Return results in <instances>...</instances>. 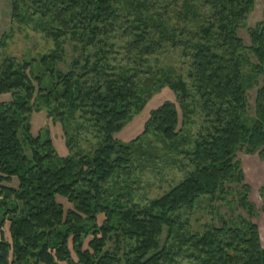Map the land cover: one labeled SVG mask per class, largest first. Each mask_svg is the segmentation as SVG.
I'll use <instances>...</instances> for the list:
<instances>
[{"label": "trees", "instance_id": "1", "mask_svg": "<svg viewBox=\"0 0 264 264\" xmlns=\"http://www.w3.org/2000/svg\"><path fill=\"white\" fill-rule=\"evenodd\" d=\"M9 1L12 26L32 28L54 50L0 64V97L10 96L0 101V264H264L256 225L223 222L200 234L189 232L188 220L201 200L243 184L237 153L264 152V22L247 24L257 0ZM246 29L250 46L239 36ZM67 39L82 53L63 73L57 68ZM161 55L188 68L162 81L182 119L165 103L151 112L141 138L152 135L187 172L140 207L114 201L106 186L132 165L140 138L122 144L116 136L146 107L151 94L139 83ZM41 108L62 124L70 151L68 123L80 114L98 141L94 151L60 159L48 135L31 134V116ZM195 115L201 124L190 141L184 130ZM242 188L247 208L250 188ZM110 242L114 251L105 252Z\"/></svg>", "mask_w": 264, "mask_h": 264}, {"label": "rangeland", "instance_id": "2", "mask_svg": "<svg viewBox=\"0 0 264 264\" xmlns=\"http://www.w3.org/2000/svg\"><path fill=\"white\" fill-rule=\"evenodd\" d=\"M167 4L168 2L165 1L164 6ZM11 19L10 1L0 0V64L9 57L19 61L40 59L54 50V44L46 40L42 34L33 32L32 28L19 29L12 26ZM261 22H264V0H257L256 8L247 22L248 28H254ZM10 31L13 32L11 35H9ZM4 35L9 36L3 39ZM239 36L246 46H250L247 29L241 30ZM81 47L82 45L69 39L64 42L65 58L63 63L58 65V71L67 73L71 70L73 62L81 56ZM182 62L179 57L158 56L152 60L154 69L151 74L141 78L140 89L147 94L150 91L151 96L147 99L148 102L143 111L135 116L116 136L122 144H130L138 138L140 140L137 143V152L131 158L132 165L129 167V171L116 175L106 186L109 196L114 201L120 199L122 203L130 201L129 203L132 205L145 207L169 193L186 178L187 170L182 169L181 164L176 165L179 159L176 158L175 154L172 155L171 152L164 151L152 135L141 138L151 112L163 104H174L181 118V111L174 93L164 86L162 81L170 73L176 76H186L188 68ZM255 97L256 91L248 94L251 116L254 115ZM9 100L10 96L0 97V101L7 102ZM49 114L50 111L46 108H41L40 111L32 114L30 125L33 137L48 135L60 159H65L69 155H88L94 151L98 141L92 134H88L89 125L81 118L80 114L75 116L72 123H68L70 125L68 127L69 137L73 140L72 151L67 147V137L62 124L53 115ZM191 121L192 124L184 130V136L190 141L197 134L201 119L195 115L191 117ZM21 139L23 140L22 135ZM23 143L25 144L24 141ZM24 147L29 154V148L26 144ZM251 158L253 157L243 154V151L237 153L235 163L242 173L243 184H227L213 200L203 199L198 202L193 212L188 215L189 232L202 234L206 226L220 227L223 222L228 227L233 228H243L247 223H251L258 227L261 244L264 247V162H259L258 156L255 159ZM256 162L259 165L255 164ZM243 185L250 188L247 208L242 201L241 194L245 193L242 188ZM10 186L16 188L18 186L17 180H14ZM63 202L65 203V201ZM102 222L103 218L101 217L99 218V224H102ZM8 229L9 224H6L3 233L5 240L10 241ZM166 236L165 233L162 239L163 242ZM107 250L114 251L113 242L108 243L105 252ZM177 264L193 263L179 259Z\"/></svg>", "mask_w": 264, "mask_h": 264}, {"label": "crops", "instance_id": "3", "mask_svg": "<svg viewBox=\"0 0 264 264\" xmlns=\"http://www.w3.org/2000/svg\"><path fill=\"white\" fill-rule=\"evenodd\" d=\"M256 156H258V158H259V162H264V152L263 153H259V154H257V155H255V156H250V157H253V158H251V159H255L256 158ZM249 157V156H248ZM255 164H257V165H259L257 162L255 163ZM260 238H261V236H260ZM264 248V247H263Z\"/></svg>", "mask_w": 264, "mask_h": 264}]
</instances>
